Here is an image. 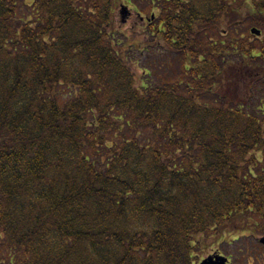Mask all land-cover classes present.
<instances>
[{
    "label": "trees",
    "instance_id": "obj_1",
    "mask_svg": "<svg viewBox=\"0 0 264 264\" xmlns=\"http://www.w3.org/2000/svg\"><path fill=\"white\" fill-rule=\"evenodd\" d=\"M121 1L0 0V264H195L264 227V0H134L140 45Z\"/></svg>",
    "mask_w": 264,
    "mask_h": 264
},
{
    "label": "rangeland",
    "instance_id": "obj_2",
    "mask_svg": "<svg viewBox=\"0 0 264 264\" xmlns=\"http://www.w3.org/2000/svg\"><path fill=\"white\" fill-rule=\"evenodd\" d=\"M133 1L134 0H131L132 3L127 2L125 0L121 1L119 6L115 9V11L113 13V24H114L115 32L120 37L119 39H121L123 41H133L132 44L140 45V44H144V42L146 40L153 37L150 28L152 27L151 23L153 24L154 20L150 18L149 9L146 10V8H144L145 11H141V9L139 7L134 5ZM138 1H137V4L138 3L140 4V1L139 2ZM236 1L238 4H240L241 2H243L245 0H236ZM152 13H154V11ZM244 24L246 25L245 27H242L240 25H236V27L234 28L235 31H238V33H240V35L243 36L244 41L255 42L256 39L262 38L261 35L260 36H254L253 34H250V29H251L249 27L250 22L249 23L247 22ZM222 26H223V28L226 27L225 24H222ZM149 51H150L149 53L152 54L151 56H153L154 58L157 57L163 61V62H161L160 66L163 69V71H164V69L166 70L165 75H168L169 74L168 72H170V71L172 73V70H174L175 73H176V71H179L180 62L178 63V62L173 61L172 57L167 54V51H166V49H164L162 44H158L157 46L154 47V49L149 48ZM136 57L138 60L141 61V57H139L138 53H136ZM165 67H168V69ZM134 73H136V81L139 83V77L141 76V78H142L143 75L140 74L141 72L139 69H135ZM142 79L144 80V78H142ZM262 157L263 156H261V155L259 156V158H262ZM240 236H243V237L238 240L237 238ZM246 236L247 235H241L238 233H233V234L225 237L221 242H223V244H225L227 242H229V243L246 242L247 241ZM2 238H3V235L0 233V240ZM209 247H207L202 253H198L200 255L197 258V261L195 262V264H198L200 259L207 257L209 254H211L213 251H215L218 248V246H216V245H214L210 248Z\"/></svg>",
    "mask_w": 264,
    "mask_h": 264
},
{
    "label": "flooded vegetation",
    "instance_id": "obj_3",
    "mask_svg": "<svg viewBox=\"0 0 264 264\" xmlns=\"http://www.w3.org/2000/svg\"><path fill=\"white\" fill-rule=\"evenodd\" d=\"M248 230L246 242L210 244V247L216 245L218 248L206 258L218 256L224 259V264H264V242H262L264 240V227L260 229L249 228ZM205 249L203 248L199 253ZM215 259L213 258V260Z\"/></svg>",
    "mask_w": 264,
    "mask_h": 264
},
{
    "label": "water",
    "instance_id": "obj_4",
    "mask_svg": "<svg viewBox=\"0 0 264 264\" xmlns=\"http://www.w3.org/2000/svg\"><path fill=\"white\" fill-rule=\"evenodd\" d=\"M251 33L253 34H258V31L253 29L251 30ZM262 242H264V240H262ZM225 261L223 258H216L215 260H213V257H209L208 259H205L204 261H202L200 264H224Z\"/></svg>",
    "mask_w": 264,
    "mask_h": 264
}]
</instances>
